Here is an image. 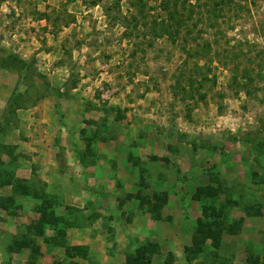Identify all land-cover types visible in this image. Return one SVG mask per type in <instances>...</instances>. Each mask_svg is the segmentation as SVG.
Listing matches in <instances>:
<instances>
[{
    "label": "rangeland",
    "instance_id": "1",
    "mask_svg": "<svg viewBox=\"0 0 264 264\" xmlns=\"http://www.w3.org/2000/svg\"><path fill=\"white\" fill-rule=\"evenodd\" d=\"M169 1L0 0V264H264V0Z\"/></svg>",
    "mask_w": 264,
    "mask_h": 264
},
{
    "label": "trees",
    "instance_id": "2",
    "mask_svg": "<svg viewBox=\"0 0 264 264\" xmlns=\"http://www.w3.org/2000/svg\"><path fill=\"white\" fill-rule=\"evenodd\" d=\"M169 1V0H168ZM167 2V1H166ZM170 2V1H169ZM171 3V2H170ZM166 7V6H165ZM177 7V6H176ZM172 10V11H171ZM166 11H168V13L171 15V17H173V11H175V8L171 9L169 6L166 7ZM171 11V12H170ZM5 65V64H4ZM135 260L139 261L141 260V258L139 257V255H137V257L135 258ZM135 264V263H134Z\"/></svg>",
    "mask_w": 264,
    "mask_h": 264
}]
</instances>
